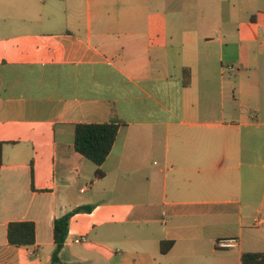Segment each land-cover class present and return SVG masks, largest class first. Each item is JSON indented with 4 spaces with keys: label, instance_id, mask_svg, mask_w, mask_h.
Instances as JSON below:
<instances>
[{
    "label": "crops",
    "instance_id": "obj_1",
    "mask_svg": "<svg viewBox=\"0 0 264 264\" xmlns=\"http://www.w3.org/2000/svg\"><path fill=\"white\" fill-rule=\"evenodd\" d=\"M112 120L100 179L75 126ZM0 143V264H50L78 208L61 264L264 253V0H0Z\"/></svg>",
    "mask_w": 264,
    "mask_h": 264
},
{
    "label": "trees",
    "instance_id": "obj_2",
    "mask_svg": "<svg viewBox=\"0 0 264 264\" xmlns=\"http://www.w3.org/2000/svg\"><path fill=\"white\" fill-rule=\"evenodd\" d=\"M185 85L191 82L189 70L184 73ZM121 123L112 120L106 124H78L75 126L74 148L77 153L91 161L96 167V177L104 178L105 174L101 166L106 162L112 152ZM3 144L0 143V166L2 165ZM83 211L78 208L54 223L55 249L50 264H61L60 253L66 243L70 221L74 214ZM8 242L18 248L33 247L36 244V225L30 221L12 222L8 226ZM172 242L162 243V251L168 252ZM242 264H264V253H245L242 256Z\"/></svg>",
    "mask_w": 264,
    "mask_h": 264
},
{
    "label": "built area",
    "instance_id": "obj_3",
    "mask_svg": "<svg viewBox=\"0 0 264 264\" xmlns=\"http://www.w3.org/2000/svg\"><path fill=\"white\" fill-rule=\"evenodd\" d=\"M256 226L257 227H262L264 226V218H259L256 221ZM84 238H82V241ZM238 239L236 238H228V239H220L216 241V247L218 249H223V250H230V249H235L238 247Z\"/></svg>",
    "mask_w": 264,
    "mask_h": 264
}]
</instances>
